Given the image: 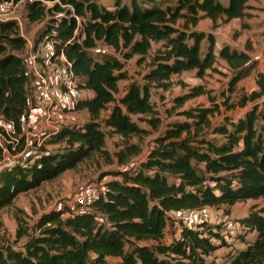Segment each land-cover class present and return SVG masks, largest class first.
I'll return each mask as SVG.
<instances>
[{
  "label": "trees",
  "instance_id": "obj_1",
  "mask_svg": "<svg viewBox=\"0 0 264 264\" xmlns=\"http://www.w3.org/2000/svg\"><path fill=\"white\" fill-rule=\"evenodd\" d=\"M57 1L52 7L39 1L29 3L25 16L31 22H42L51 15L35 41L52 39L73 62L76 75L93 95L77 101L70 110H87L91 118L82 124L65 125L47 139V143L66 142L64 151H42L30 162L15 161L0 167V210L19 194L76 168L93 154L109 155L106 132L98 121L104 110L110 108L102 120L112 132L124 138L146 134L132 115L154 113L151 87L167 90L174 75L197 70L202 77L209 69L215 70L221 58L233 71L228 93L236 92L239 83L250 76L258 88L238 102L227 97L224 104L228 109L264 96V68H257L258 61L249 52L224 45L217 53L215 36L195 29L204 18L211 19L214 26L220 19L227 23L245 18L250 0H178L176 5L166 6L156 0H115L114 9L99 4V0ZM160 42L162 48L153 54L144 75L146 83L133 81L121 93L119 82L129 79L126 61L138 57L139 63L145 62L154 43ZM99 43L122 54V59H97L92 51ZM25 50L26 40L18 23L0 21V115L16 125L14 153L26 148L24 124L30 113L31 80ZM205 92L202 86H195L175 101L183 106ZM217 110L215 103L214 107L180 111L184 119L169 123L136 167L115 171L122 180L109 181L106 195L90 210L69 216L65 215L68 209L44 214L35 226L37 231L29 234L21 247L0 246V264H214L207 258L227 244L218 225L204 223L191 229L174 213L214 210L223 205L229 211L237 202L264 196V100L237 121L228 119L213 126L211 115ZM151 123L158 126L159 120ZM210 133L220 135L223 142L209 139ZM139 150L134 144L126 146L117 153L119 164H126ZM177 221L178 234L167 240L170 224ZM239 223L256 231L257 237L247 241L246 248L229 254V264H264L263 211H251ZM26 232L19 230L17 235L22 237ZM218 239L220 243H216ZM146 240L155 243H141ZM109 257L119 262L111 263Z\"/></svg>",
  "mask_w": 264,
  "mask_h": 264
},
{
  "label": "rangeland",
  "instance_id": "obj_2",
  "mask_svg": "<svg viewBox=\"0 0 264 264\" xmlns=\"http://www.w3.org/2000/svg\"><path fill=\"white\" fill-rule=\"evenodd\" d=\"M122 1L129 2V0ZM156 1L166 6L176 5L178 0ZM98 3L109 9H114L115 6V0H99ZM248 3V15L243 19H235L227 23L220 19L217 22V26H214L211 19L204 18L195 29L212 33L215 36V50L217 53L224 45H231L238 49H247L252 58L258 61L257 68H264V0H250ZM60 15L57 14L56 16ZM22 18L25 21L26 34L30 38L35 39L38 33L45 27L51 15L45 21L31 22L26 18L25 11H23ZM182 23L183 20H179L178 26L182 25ZM206 46L207 42H204L203 51H205ZM161 48L162 42L154 43L151 54L148 55L143 63L137 61L138 57L126 61L125 68L129 79L119 82L121 93L133 81L141 85L146 83L144 75L150 69L153 54ZM11 51L16 52L15 50ZM92 52L99 60L105 57H118L122 59V54L115 52L113 48L103 43H99ZM232 72L227 63L219 58L216 62L215 70L209 69L202 77L198 76L197 70H191L174 75L172 79L173 84L167 90L153 85L151 87V101L154 104V113L132 115V119L140 127L147 130V133L142 136L124 138L122 135L112 132L103 123V120L110 113V108L104 110L98 121L101 122V127L106 132L105 149L109 155L95 153L78 164L76 168L67 170L51 181L44 182L38 188L19 194L11 205L1 209L0 246L13 244L16 248L21 247L29 238V234L37 231V229L35 230V226L44 214L60 209L69 210L68 201L83 188L93 184L108 183L118 178L122 180V177L114 174V172L120 169L136 167L139 162L145 160L150 150L155 146L156 138L164 133L168 124L176 119H184L182 115L178 114L180 111L200 106L214 107L216 103L219 105V110L211 115V121L213 126H217L225 123L228 119L237 121L255 103H261L264 100L263 96L257 101H249L245 106L236 105L234 108L228 109L224 104L227 97L230 98L231 102H238L244 94H250L254 88H257L254 77L250 76L239 83L236 92L228 93L229 78ZM199 85L205 89L206 92L204 94L190 98L183 106L177 105L175 99L178 96L189 93L193 87ZM90 95H92L91 92ZM58 115L65 120V125L82 124L91 118L87 110L72 111L70 108L64 109ZM32 116L28 113L25 119V132L28 137V145L26 150L16 157L15 161L30 162L33 157L42 151L60 152L64 151L67 147L66 142L47 143L46 138H44L46 133L36 126ZM152 119L159 120L158 126L152 125ZM207 137L219 143L223 142V138L220 135L210 133L207 134ZM131 144L137 145L140 148L139 153L131 156L126 164L120 165L117 153ZM227 209L225 205L214 209V214L218 213L221 219V223L217 224V230L220 231L225 240L227 239L225 246L219 248L212 256L207 258L208 261H212L214 264H229V254H234L239 249L246 248L247 241L253 242L255 240L257 232H251L248 228L240 225L239 221L254 210H262L264 214V196L258 199L237 202L229 208V211ZM68 213L67 211L65 215L67 216ZM226 219H231L237 225L233 231H228L227 234H224L226 228L224 220ZM178 225V221L175 224H170L166 235L167 240L172 239L174 235L178 234V232H175L178 231ZM211 225H215V223ZM19 230H26L27 232L24 236L18 237ZM220 242V239L216 240V243ZM141 243L151 245L155 241L146 240ZM108 260L111 263L119 262V259L114 257H109Z\"/></svg>",
  "mask_w": 264,
  "mask_h": 264
},
{
  "label": "built area",
  "instance_id": "obj_3",
  "mask_svg": "<svg viewBox=\"0 0 264 264\" xmlns=\"http://www.w3.org/2000/svg\"><path fill=\"white\" fill-rule=\"evenodd\" d=\"M37 1L47 6H52L58 2L57 0H0V21L17 22L20 35L26 40L24 57L31 80L29 111L30 115H33L32 118H34L36 126L46 133L44 138L47 140L66 124L58 113L66 108H72L77 101L87 99L91 95L90 91L84 88L81 78L76 75L74 64L64 50H58L56 43L48 37L36 42L35 39L26 34L22 13L29 3ZM62 7L72 8L70 5H62ZM75 17L80 23V18L77 15ZM77 31L78 29L76 33ZM25 137L27 147L26 132ZM17 142L14 121L0 115V146L3 148V159L0 161V167L11 166L16 157L22 153H14ZM106 191L107 183L93 184L83 188L68 201L69 213L67 216L74 215L83 209H90L99 197L106 195ZM174 215L183 225L191 229H195L204 223H221L219 214H214V210L210 208L179 211L175 212ZM224 223L226 224L224 234L233 231L237 225L231 219L224 220Z\"/></svg>",
  "mask_w": 264,
  "mask_h": 264
},
{
  "label": "crops",
  "instance_id": "obj_4",
  "mask_svg": "<svg viewBox=\"0 0 264 264\" xmlns=\"http://www.w3.org/2000/svg\"><path fill=\"white\" fill-rule=\"evenodd\" d=\"M206 19H209V18H206ZM202 20H200V22H201ZM212 21V20H211ZM199 22V23H200ZM199 25V24H198ZM242 50H246L247 52H249V50H247V49H242ZM250 53V52H249ZM93 95V94H92Z\"/></svg>",
  "mask_w": 264,
  "mask_h": 264
}]
</instances>
